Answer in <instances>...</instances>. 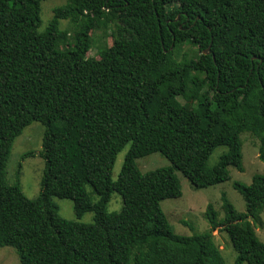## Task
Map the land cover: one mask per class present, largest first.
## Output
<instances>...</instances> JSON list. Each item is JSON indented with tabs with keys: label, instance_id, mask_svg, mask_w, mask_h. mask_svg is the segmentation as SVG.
Listing matches in <instances>:
<instances>
[{
	"label": "trees",
	"instance_id": "16d2710c",
	"mask_svg": "<svg viewBox=\"0 0 264 264\" xmlns=\"http://www.w3.org/2000/svg\"><path fill=\"white\" fill-rule=\"evenodd\" d=\"M43 1L0 0V248L19 264H225L210 234H175L160 203L181 197L175 172L197 189L229 181V167L243 172L240 135L257 128L264 163V0H68L39 31ZM111 27L119 37L87 57L91 34L107 37ZM182 44L200 55L177 59ZM183 93L191 111L178 101ZM32 123L43 126L44 169L30 200L21 165L12 184L6 166ZM219 146L227 152L209 167ZM153 153L170 167L141 173L135 160ZM232 186L245 213L222 196V220L211 205L204 218L227 234L234 264H264L255 233L264 174ZM112 193L118 213L106 211ZM53 197L71 200L77 219L93 213V224L59 217Z\"/></svg>",
	"mask_w": 264,
	"mask_h": 264
},
{
	"label": "rangeland",
	"instance_id": "374dc122",
	"mask_svg": "<svg viewBox=\"0 0 264 264\" xmlns=\"http://www.w3.org/2000/svg\"><path fill=\"white\" fill-rule=\"evenodd\" d=\"M68 0H47L40 4V20L41 26L39 31H43L49 24L53 16V10L66 4ZM113 27V26H112ZM110 28L107 37L102 32H93L91 34L93 45L87 57L97 56V48L110 47L114 39L119 37L118 28ZM59 29L67 33L71 37L73 34V26L68 21H61ZM64 45L60 44L59 49H63ZM185 55L188 58H197L200 52L188 44H182L175 50V57L181 59ZM201 77L205 78V73H201ZM178 101L188 110L195 108V102L190 100L186 93H183ZM263 130L257 128L248 133L240 135L241 153L243 172H239L229 167V181L215 185L212 187L197 189L193 187L179 172H175L180 186L181 197L178 199H166L161 201L160 208L164 213L169 225L174 233L179 236L190 237L194 235L210 234L212 240L219 250L225 264H234L236 253L233 250L227 234L220 228L211 232L208 222L204 218V212L208 205H211L217 212L219 221L223 218L221 209V197L225 196L232 204L237 213H245V204L242 197L233 189L232 184L238 182L245 186L251 183V179L255 174H264V163L258 159V149L260 138ZM43 126L39 123H32L27 126L22 134L17 137L11 147L10 157L6 166V178L9 184L15 179L18 165H21L19 175V186L26 198L33 200L38 197L40 191V182L44 169V162L39 157L42 150ZM129 144L117 155L111 172V180L116 181L120 172L124 157L129 150ZM227 152L225 146L217 147L208 159V166H214L219 157ZM27 153H32L31 157L23 158ZM135 164L141 173H146L159 168L170 167V163L158 153H153L144 158L135 160ZM89 191L90 189L87 188ZM96 201V197H92ZM52 202L57 206L58 215L66 221L77 222L84 225L93 224V213H85L80 219L74 214L73 202L68 199L52 198ZM122 209L121 197L112 193L110 200L106 206L107 213H118ZM255 233L260 242L264 244V212L261 214V224L255 226ZM0 264H19L15 251L10 247L0 248ZM245 264V263H244Z\"/></svg>",
	"mask_w": 264,
	"mask_h": 264
},
{
	"label": "water",
	"instance_id": "95a60500",
	"mask_svg": "<svg viewBox=\"0 0 264 264\" xmlns=\"http://www.w3.org/2000/svg\"><path fill=\"white\" fill-rule=\"evenodd\" d=\"M207 53H208V51H205V52H204V54H207Z\"/></svg>",
	"mask_w": 264,
	"mask_h": 264
}]
</instances>
